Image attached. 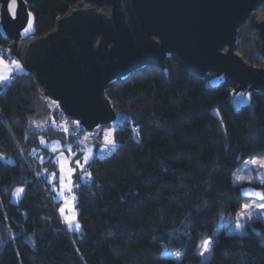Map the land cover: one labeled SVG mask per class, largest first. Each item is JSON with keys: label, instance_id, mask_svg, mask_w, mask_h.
<instances>
[{"label": "trees", "instance_id": "obj_1", "mask_svg": "<svg viewBox=\"0 0 264 264\" xmlns=\"http://www.w3.org/2000/svg\"><path fill=\"white\" fill-rule=\"evenodd\" d=\"M25 1L35 37H42L82 0ZM261 11L240 28L236 54L264 69L254 25ZM8 45L0 35V52L14 58ZM166 70L148 67L108 86L106 98L129 120L97 131L101 139L113 127L119 147L87 165L77 233L59 218L42 174L55 167L38 150L41 137L79 145L86 132L53 127L61 114L32 74L13 75L0 88V264H202L198 250L206 237L213 239L208 264H264L263 223L252 222L243 236L227 232L248 198L232 175L246 160L264 157V96L253 95L250 106L237 110L233 83L214 86V74L198 78L176 56ZM16 187H24L18 204L11 201ZM222 216L225 226L215 235ZM164 246L180 261L164 256Z\"/></svg>", "mask_w": 264, "mask_h": 264}, {"label": "water", "instance_id": "obj_2", "mask_svg": "<svg viewBox=\"0 0 264 264\" xmlns=\"http://www.w3.org/2000/svg\"><path fill=\"white\" fill-rule=\"evenodd\" d=\"M261 7L264 0H82L51 32L35 37L27 2L0 0V35L53 111L92 133L129 120L106 98L108 86L148 67L167 75L172 56L198 78L214 74V86L236 85L230 100L237 110L250 106L253 95L264 96V69L236 54L240 28ZM254 25L264 58V15Z\"/></svg>", "mask_w": 264, "mask_h": 264}, {"label": "rangeland", "instance_id": "obj_3", "mask_svg": "<svg viewBox=\"0 0 264 264\" xmlns=\"http://www.w3.org/2000/svg\"><path fill=\"white\" fill-rule=\"evenodd\" d=\"M261 13H263V15H264V12H262V11L257 13V14L259 15ZM245 25H243V26H245ZM0 55H2L4 57V59H5V64L4 65H0V76H8L9 77V79L7 81L0 82V88H1V87L5 86L6 84H8L10 82L11 77L13 75L21 74L25 70H24L22 64L17 59L12 58L10 56H5L1 52H0ZM12 60H15L17 62V64L20 65V70H17L15 68V66L10 63V61H12ZM113 130H114L113 127L106 128L103 131V133H102V138L101 139H100L101 134L99 132H97V131L96 132H92V133L86 132V133H84L83 137L80 139L79 145H76V143H73V142L63 143V142H61L59 140L48 141V140L44 139L43 137H41L39 139L40 149L38 150V153L43 152V153H41L40 157L42 159H44V156L46 154H49V158H51L52 164L55 167V171L44 170V171H42V174L44 175V177L47 176L48 181H49L48 183L50 184V191H51V195L53 197V201L58 203L57 211H58V214H59V218H60L62 224L65 226V228L71 233H77L79 231L69 230L68 225L64 222L63 218L60 216V213H59V208L63 206V200L57 199L58 190H59L60 172H59L58 166L56 165L55 161H56V158L58 156H60V151L57 150V151L53 152L51 149L55 147V148H58L60 150H64L65 158L72 159L73 160L72 167H75V163H74L75 159L81 158V163H83L82 156L85 153H91L92 154L91 158H90V162H91L94 159V157L97 155V153H98L99 145H100V148L102 146H107V145H105L104 133L105 132H113ZM41 140H43L45 143H41ZM45 145H47V147ZM69 145L71 146V151L74 154L72 156H69V154L67 152V148H68ZM44 151L46 153H44ZM260 160H264V157H258V158L246 160L233 173V175H232V183L235 186L240 187L241 193L243 191H245V190L263 191L264 185L254 184V183H250L249 182L250 180L256 178L258 172H264V169H259L258 166L256 164H254V162H258ZM54 172L56 173V179H55V181H52V173H54ZM88 172L89 171L87 169V165H85V167H84V172H81L79 169H77L76 172L72 176L73 185H80V177L81 176H85L86 177V173H88ZM241 178H243V179H241ZM86 180H87V182L90 181V179H87V177H86ZM78 187H74V194L77 197V201H78ZM17 188H21V187H16L13 190V192ZM22 188L24 189V187H22ZM53 189H56V191H54ZM23 194H22V196H23ZM69 198H70V196H69ZM20 200L18 202H13L14 201V197H13V193H12L11 201L13 203L18 204L20 202ZM258 201H259V198H257V197L248 196V198L246 199V201L243 204H245V203H253L254 204V203H257ZM240 210L238 211V213L240 212ZM252 211H256V212L262 213L253 222H261V223L264 224V209H255V210H252ZM75 214H76V222L79 223V221H78V209L76 208V205H75ZM237 214L234 217V221L227 228V232L230 235H233V234L240 235L236 231ZM66 215L71 216L72 212L66 210ZM222 217H223V219L220 218V222H219L218 226L215 228V231H214L215 235H217L223 229V227L225 226L224 224H225V220L226 219H225L224 216H222ZM244 230L247 232V227ZM205 239H212V238L206 237V238H204L202 240V242H201V244L199 246L198 254H199V252L202 249L203 242H204ZM211 249H212V245H211ZM163 254H164V256L173 258L175 260H177L176 257L180 258V255L170 252L168 250L167 246H164ZM211 256H212V252H211V254H205L204 257L200 256L201 263L202 264H208L210 262V260H211ZM177 261H180V259L177 260Z\"/></svg>", "mask_w": 264, "mask_h": 264}, {"label": "snow or ice", "instance_id": "obj_4", "mask_svg": "<svg viewBox=\"0 0 264 264\" xmlns=\"http://www.w3.org/2000/svg\"><path fill=\"white\" fill-rule=\"evenodd\" d=\"M10 3L13 5L15 4V0H10ZM10 15H12V18L15 19L14 13L10 12ZM30 15V14H29ZM31 27V25H29ZM25 33H27V29L25 30ZM12 65L15 66L17 70H20V65L17 64L15 60L10 61ZM5 64V59L2 55H0V65ZM9 79L8 76H0V82L7 81ZM242 96L243 94L240 93ZM250 101V98H249ZM218 115V113L213 112V116ZM64 128V131L67 132V127L62 126ZM105 145H111V147L108 148V151L105 155L114 153L117 148L119 147L115 143L114 139V133L113 132H105ZM41 143H45L43 140H41ZM47 147V145H45ZM53 152L59 150L60 156L56 158V165L58 166L60 177H59V190L57 199L63 200V206L59 208L60 216L63 218L64 222L68 225L69 230L73 231H79L81 228V225L76 222V214H75V205L78 202L77 197L74 194V187H78L79 185H73L72 183V176L76 172L77 169H79L81 172H84L85 165L90 164V158L91 153H85L82 156L83 163H81V158L75 159V167H72L73 160L70 158H65L64 156V150H60L58 148H52ZM67 152L69 156L74 155L71 151V146L69 145L67 148ZM0 159H3L0 157ZM258 166L259 169H264V160H260L258 162H254ZM87 179L91 178V173H86ZM85 176L80 177V184H86ZM56 179V173H52V181H55ZM243 179V178H241ZM45 181H48L47 176H45ZM250 183L254 184H260L264 185V172H258L256 178L249 181ZM235 183V182H234ZM56 191V189H53ZM24 193V189L17 188L13 192L14 201L18 202L22 198V194ZM67 194V195H66ZM70 196V198H69ZM242 196L248 197V196H255L259 198V201L257 203H245L240 206V212L237 214V221H236V231L241 235H245L246 231L244 230L247 226H249L255 219H257L262 213L252 211L255 209H264V191H252V190H245L242 192ZM66 210L72 212L71 216L66 215ZM223 219V217H221ZM254 230V229H253ZM189 239L191 237L189 236ZM213 244L212 239H205L203 242V246L201 251L199 252V255L201 257H204L205 254H211V245ZM177 260H179V257H176Z\"/></svg>", "mask_w": 264, "mask_h": 264}, {"label": "built area", "instance_id": "obj_5", "mask_svg": "<svg viewBox=\"0 0 264 264\" xmlns=\"http://www.w3.org/2000/svg\"><path fill=\"white\" fill-rule=\"evenodd\" d=\"M78 122L74 119H69L65 117L64 115H58L54 120H53V127L58 131V132H65L64 128L62 126L67 127V132L73 133L75 131H78L77 128ZM137 131L134 132V135H137ZM135 137V136H134ZM137 137V136H136ZM111 147V145L107 146H102L100 151L98 152V157L100 159H105L107 158L110 154H107L108 148Z\"/></svg>", "mask_w": 264, "mask_h": 264}]
</instances>
